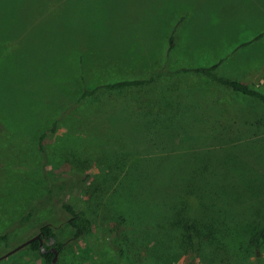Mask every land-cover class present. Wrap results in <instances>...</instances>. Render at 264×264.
Masks as SVG:
<instances>
[{
	"label": "rangeland",
	"instance_id": "rangeland-1",
	"mask_svg": "<svg viewBox=\"0 0 264 264\" xmlns=\"http://www.w3.org/2000/svg\"><path fill=\"white\" fill-rule=\"evenodd\" d=\"M261 34L264 0H0V257L51 223L57 264H264L250 246L264 229V104L187 72L221 63L264 93V37L245 45ZM157 72L76 104L85 87ZM62 203L91 235L74 239ZM227 213L191 255L181 219ZM0 264L45 263L26 247Z\"/></svg>",
	"mask_w": 264,
	"mask_h": 264
},
{
	"label": "trees",
	"instance_id": "trees-1",
	"mask_svg": "<svg viewBox=\"0 0 264 264\" xmlns=\"http://www.w3.org/2000/svg\"><path fill=\"white\" fill-rule=\"evenodd\" d=\"M263 37H264V34H261L258 37H256L253 41H251L250 43L248 42L245 45L246 46L251 45L255 41L261 40ZM169 42H170L169 51H172L175 47V36L174 35L170 37ZM220 64L221 63L210 66V67H201L195 70H188L187 72L192 71L194 74L210 79L211 81H213L214 83L218 84L221 87H225L236 93L242 94L243 96L249 97L250 99H253V100H257L261 102L262 104H264V93L261 92L259 89H256L250 86L249 84L244 83L239 80H230V79L221 77L217 72ZM161 75H163V73L157 72L153 74L148 80H134V81L126 80V81H120L117 83H106L102 85H97L94 87V89L85 87L83 91L81 92L80 97L78 98L76 104L77 106H80V107L84 106L87 102H89V100L92 97H94L96 94L104 90H108L112 92V91H121L128 87L145 86L147 84L153 83ZM83 81L86 82V79L83 78ZM166 119H168L166 115L164 114L162 115L158 113L153 116L152 124L161 123V121L166 120ZM59 124H60V120H57L56 122H54L52 128L49 130V133L54 134ZM170 124H172V122H170ZM220 127L221 125H219L218 128ZM169 128H171L170 125H169ZM173 130H176V129H173ZM45 137L46 135L41 136L40 138L41 145H43V141ZM204 137L208 140L210 139L211 136L209 135V133H207L204 135ZM219 179L220 178H215L213 182V184H216L217 187H220L221 182L219 181ZM161 182L164 183V186H162L161 189L167 188L169 186V182L167 180H162ZM195 183L197 182H193V184ZM190 185L191 184L187 186V183H185L183 187L187 186V188H184L182 192L184 193V190L189 191V189H195L194 186L192 185L190 186ZM157 193L158 191H156V194ZM49 194H52V191ZM49 198L50 197L47 196L46 200H49ZM62 209L64 210V213L66 215L67 224L71 227V229L74 232V239H80L81 237L89 236L93 233V230H94L93 222L84 211L76 210L71 204H68V203H62ZM174 211L180 212L179 208L173 211H171V208H170L164 211L165 214H163V216H159L155 218L159 220L158 221L159 223L157 226L161 227V229L163 230L165 224L169 223L170 221H173ZM220 213H221L220 217H223L224 211H221ZM227 215L228 213L225 214V218L222 221L211 219L205 222L200 221V220L195 222V220L188 218L189 216L181 219V220H184L183 221L184 231H185L184 238H185L186 245L191 255L197 256L203 250V247L205 244L207 245L210 244V246H214V240L216 239L215 237L218 235V232H219V225L221 226V224L229 222V220L226 219ZM236 215H239V214L237 213ZM41 230L48 237V240H51L52 238L54 240V243L49 246L44 244V247L47 251V253L45 254L42 253L39 241H35L34 243H32L29 246V249H31L34 252H39L45 264H51L52 259L54 258V254L51 252V249L55 248L59 252L62 249L63 245L59 244L57 240L55 225L51 223H47L41 227ZM205 238H211V239L205 240ZM250 246H254L256 248H261L264 246V229H262L256 237L251 239Z\"/></svg>",
	"mask_w": 264,
	"mask_h": 264
},
{
	"label": "water",
	"instance_id": "water-1",
	"mask_svg": "<svg viewBox=\"0 0 264 264\" xmlns=\"http://www.w3.org/2000/svg\"><path fill=\"white\" fill-rule=\"evenodd\" d=\"M35 241H39L40 243V248L42 250V253H47L45 247H44V238L39 234V235H36L30 239H28L26 242H24L23 244H21L20 246L14 248L12 251L8 252L7 254L3 255L0 257V262L11 257L12 255L20 252L21 250H23L24 248L26 247H29L32 243H34ZM51 243L53 244L54 243V240L51 238ZM51 252L54 254V258L52 259V262L51 264H57V261H58V255H59V252L55 249V248H52L51 249ZM257 256H259V253H257Z\"/></svg>",
	"mask_w": 264,
	"mask_h": 264
},
{
	"label": "flooded vegetation",
	"instance_id": "flooded-vegetation-1",
	"mask_svg": "<svg viewBox=\"0 0 264 264\" xmlns=\"http://www.w3.org/2000/svg\"><path fill=\"white\" fill-rule=\"evenodd\" d=\"M41 235L44 238V244H46L47 246L52 245L51 241L48 240V237L44 234V232L41 230V228L39 229L37 235Z\"/></svg>",
	"mask_w": 264,
	"mask_h": 264
}]
</instances>
